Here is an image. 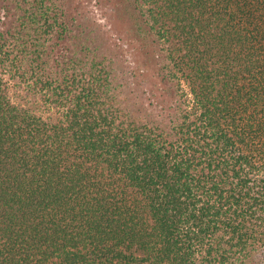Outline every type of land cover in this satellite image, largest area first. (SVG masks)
<instances>
[{
    "label": "trees",
    "instance_id": "obj_1",
    "mask_svg": "<svg viewBox=\"0 0 264 264\" xmlns=\"http://www.w3.org/2000/svg\"><path fill=\"white\" fill-rule=\"evenodd\" d=\"M85 4L0 0V264H264V0H96L149 103Z\"/></svg>",
    "mask_w": 264,
    "mask_h": 264
},
{
    "label": "rangeland",
    "instance_id": "obj_2",
    "mask_svg": "<svg viewBox=\"0 0 264 264\" xmlns=\"http://www.w3.org/2000/svg\"><path fill=\"white\" fill-rule=\"evenodd\" d=\"M101 7L106 11L103 12L102 8L96 6V0H86L84 9L88 13L87 18H97L104 25V28H102L104 32L102 33L104 41L99 43L101 46L107 47L106 51H115L117 56L121 57L122 60H127L126 63L135 68L132 77H130L131 83H133L132 85L134 88L138 87L139 95H142L143 100L149 103V99H147L149 95L148 92L152 91L154 88V92L159 93L162 86L160 84L153 85L151 77L145 79L143 76H139L136 78V75L143 71L139 66V64L142 63V52L137 48V45L133 42H129L133 40H129L127 37L128 26L122 19V16L119 17L115 12L111 13L112 7L109 5H101ZM5 80L8 82L7 87L9 96L13 103L31 107L44 117H53L57 119L61 116V111L57 106L46 102V96L44 97L45 92L32 91L23 82L20 83L19 81L9 79L8 75L5 76ZM184 87L186 90H189L188 85L184 84Z\"/></svg>",
    "mask_w": 264,
    "mask_h": 264
}]
</instances>
